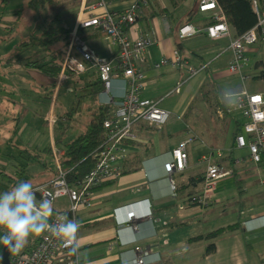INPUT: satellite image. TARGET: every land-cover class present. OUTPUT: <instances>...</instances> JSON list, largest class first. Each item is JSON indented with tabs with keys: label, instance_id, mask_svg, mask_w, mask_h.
<instances>
[{
	"label": "crops",
	"instance_id": "0c3cea01",
	"mask_svg": "<svg viewBox=\"0 0 264 264\" xmlns=\"http://www.w3.org/2000/svg\"><path fill=\"white\" fill-rule=\"evenodd\" d=\"M163 1L154 0L150 7L143 6L136 19L141 31L151 30L154 36V41L145 49V62L141 64L144 82L139 95L157 99L153 92L164 74H169V80H174L172 88L178 82L176 72L183 71L181 67L170 64L158 67L152 65L162 56L169 55L173 49L188 64L204 65L196 73L204 72L203 82L195 87V93L188 98L189 101L179 116L160 106L168 111V116L159 128L144 122L136 125L135 138L126 142L127 152L121 162L120 174L92 186V204L76 214V220L80 224L76 239L79 264H133L132 247L136 245L146 251L145 264H264V161L253 162L248 158L246 147L234 145L233 134L237 126L240 127L243 118H234L229 126L225 123L231 114H217L216 111L220 109L218 104L229 103L232 94L239 91L240 87L234 83L219 89V94L215 79L222 73L213 71L210 77L207 61L203 57V54L209 56L212 48L207 49L203 44L205 38L211 42L226 40V46L221 51L228 53L227 63L231 53L228 42L234 31L230 26L228 35L211 38L204 30L211 21L209 12L196 10V0L193 1L194 6L183 9L180 13L174 10L184 0H178L175 4L171 0H165L167 4ZM72 9L74 19L76 6ZM20 17L19 11L10 5L9 0L0 6V192L11 189L19 181L33 184L49 179L50 176L46 178L44 175L37 181H30V175L26 177L23 169L15 168L24 167L30 160L26 153L28 150L40 152L41 155L45 148L50 149L53 145L63 153L62 142L68 141H63L60 134H55V123L59 122V117L54 112L56 100L54 97L51 104L44 89L51 84L52 77L24 65V56L30 55L33 49L19 50L17 46L18 42L35 30L39 20L33 15L28 16V25L25 27L20 25ZM182 23H191L196 32L183 38L178 37L177 27ZM79 34L94 54L101 58L109 57L114 50V45L109 43L100 30L81 28ZM262 40L264 38L258 39ZM177 41L180 42L177 44ZM254 50V47L248 46L246 52ZM86 69H92L94 73L93 80L87 84L88 94L94 101L91 117L98 107L104 106L107 110L108 105L103 104L105 95L101 93V87L95 94L90 93L97 74L91 66ZM225 73H228L226 67ZM259 79L262 85L258 90L263 91L264 83L260 77ZM204 86L212 87L215 91L206 88L208 92L204 95ZM119 89L120 82L116 80L109 92L117 94ZM177 91L178 89L172 90L170 93ZM195 100H205L214 109V120L211 122L205 124L198 119L197 124V120L195 121L203 132L201 146H197L196 140L202 133L187 121V116L194 108L191 103ZM42 101L45 103H41ZM30 103L43 104V110L36 113L45 126V130L39 132L41 138L34 130L28 129L25 132L28 123L36 119L34 116V120L30 121ZM200 108L204 109V106ZM49 110L55 117L50 127L43 118ZM187 133L193 134L194 140L186 145V167L171 173L175 184L171 192L162 163L168 159L170 149ZM207 158L214 160L222 169L228 170V173L215 180L207 205L188 204L183 201L186 196L202 190ZM240 162H246L250 166L240 167ZM53 167L54 163L49 171ZM37 199L40 200L38 196ZM182 201L183 204L179 207ZM129 204H133L138 213L148 204L150 216H136L129 222L118 221L124 218V206L128 208ZM65 206L64 197L54 200L53 209ZM227 215L229 217L225 219ZM233 223L232 228H225ZM218 227L224 229L211 238H195ZM34 237L24 248L34 242ZM5 238L6 234L0 230V249ZM208 242H212L214 248L206 252L205 245Z\"/></svg>",
	"mask_w": 264,
	"mask_h": 264
},
{
	"label": "built area",
	"instance_id": "2783aa9c",
	"mask_svg": "<svg viewBox=\"0 0 264 264\" xmlns=\"http://www.w3.org/2000/svg\"><path fill=\"white\" fill-rule=\"evenodd\" d=\"M154 0H78L71 27L68 31L67 42L63 51L59 69L53 78L50 94L52 104L59 86L70 75L79 74L87 67L95 69L101 82V93H104L103 104L108 105L107 116L102 121V139L90 152L93 159L91 167L74 182H68L65 170L60 165L62 151L51 145L50 152L55 167V173L49 179L33 184L36 195L40 199L52 202L59 197L66 199L64 208L53 209L50 222L55 223L63 216L76 219L77 211L92 204V186L110 180L121 172V162L126 155V142L135 138L134 127L139 123H146L159 128L168 116V111L158 106L159 99L142 97L139 92L144 82V72L141 64L145 62V49L154 41L151 30L141 31L136 19L143 6L150 7ZM251 8L255 13V22L240 34H233L228 42L230 58L226 65L228 73H240L246 65L248 46L264 38V1L251 0ZM196 10L208 11L211 21L206 24V34L215 38L228 35L230 26L226 23L224 15L215 0H197ZM96 29L103 32L114 50L107 58L94 54L87 42L79 34V29ZM196 32L191 23H182L177 27L180 38L190 36ZM87 64V65H86ZM161 64H170L181 67L185 75L168 90H177L181 82L195 75L203 66L188 64L173 49L169 55L162 56L153 62L154 67ZM240 77L246 78L247 75ZM120 82L119 92L112 94L114 81ZM236 110L243 118L240 130L234 134L233 143L237 147H246L247 155L253 162L264 161V90L248 92L241 89L232 94V100L225 105V111L230 113ZM217 114L222 110L217 109ZM44 120L50 127L54 120L51 110L44 114ZM194 140L191 133L172 147L169 157L162 163L171 192L175 188L171 173L181 171L186 167V145ZM218 152V151H216ZM211 154V153H210ZM203 173V186L200 192L188 194L187 202H195L205 206L213 191L215 180L228 170L222 169L214 160L207 158ZM183 203H179V207ZM144 207V205H143ZM149 217L148 204L138 213L133 204L124 206V218L118 221L129 222L133 217ZM74 247L75 252L71 251ZM71 247L63 246L59 241L50 237L49 233L36 236L32 245L20 251L9 254L13 264H79V249L74 242ZM134 253L133 264L146 263V251L137 245L132 247Z\"/></svg>",
	"mask_w": 264,
	"mask_h": 264
},
{
	"label": "rangeland",
	"instance_id": "374dc122",
	"mask_svg": "<svg viewBox=\"0 0 264 264\" xmlns=\"http://www.w3.org/2000/svg\"><path fill=\"white\" fill-rule=\"evenodd\" d=\"M61 3V7L63 12H69L68 15H66L65 18L61 19L59 21L60 25L63 26H70L72 23V16H73V7L76 6L77 0H59ZM194 0H184L181 2L176 8L175 12H181L183 9H189L190 6L193 5ZM164 4L166 1H163ZM9 3L16 11H19L20 13V25L27 26L29 19L28 16L33 15L35 18H37V21L45 22V15L46 11L38 12L31 10L27 4L26 0H9ZM197 3V0H196ZM167 4V3H166ZM38 12V13H37ZM36 27V26H35ZM32 31V30H31ZM28 33V32H27ZM27 33L23 36V38L26 37ZM180 41H177V44ZM204 45H206L207 49L209 47L211 48V52L209 56H206L203 54L204 59L207 61V72L210 77H212L213 71H219L222 73L219 78L215 79V85H217L218 93L220 94L219 89H224L227 86H231L234 83H237L239 85V90L245 89L248 92L256 91L259 89V86L262 85L257 70L254 68V62L257 60H262L264 62V40L262 41H255L249 46H252L255 48L254 51H251L249 53L246 52V55L248 57V63L247 65H244L240 73H225V67L227 65L226 59H227V52H222V48H224L226 45V40H219L216 42H211L208 39H204L203 42ZM59 44H55V46H58ZM35 49V47H34ZM31 51V49H30ZM37 54V53H36ZM38 55V54H37ZM209 58V59H208ZM208 59V60H207ZM87 65V64H86ZM177 73V80L180 81L184 75L185 72L178 71ZM203 73L199 72L198 74L187 78L184 82H181L180 86L178 87L177 92H173L170 94H166L165 92L168 91L170 88H172V83H174V80H169V74H164L160 77L157 83V87L154 89L153 94L155 95V98L159 99V106L163 108L169 109L174 115L179 116L182 113V110L187 105L190 96L195 93V87L203 82ZM241 75H247L246 78H241ZM172 76V75H170ZM94 78V73L92 72V69H85L84 71L80 72L79 74L71 75L70 79L62 83L57 90V94L55 95V106H54V112L59 117V122L55 123V134H60L62 136V140H69L72 137H74L76 134L83 131L85 128L91 114V109L94 106V101L88 94V86L87 84L92 81ZM33 83H31V86ZM172 85V86H171ZM35 87V86H32ZM37 88V87H36ZM210 89L213 92L212 87L204 86L203 89ZM70 89V90H69ZM39 91V90H38ZM180 96V97H178ZM230 99H228L229 101ZM32 101V100H31ZM32 103V102H31ZM31 111H30V121L31 119L34 120V116L36 119L34 122L28 123V125L25 128V132L29 129L30 131L34 130L35 133L39 134V138H41V135L39 132L45 130V126L43 124V121L39 118V115L36 116V113L39 111H42V105L45 103L42 101L43 104H31ZM194 105L193 111L187 116V121L192 124L194 128L200 131L198 127V119L203 121L205 124L207 122H211L214 120V113L209 104L202 100V102L195 100L191 103ZM212 104V103H211ZM228 102H225V105H227ZM204 109L200 108L203 107ZM71 112L68 115L67 118H64L65 112L70 110ZM216 113V112H215ZM232 117V118H231ZM240 114L238 111L233 110L231 112V116L227 118V121L225 124H229L234 118L240 119ZM215 118H218L215 116ZM242 118V117H241ZM197 120V124H195V121ZM202 122V123H203ZM165 125V124H164ZM30 127V128H29ZM166 128V127H164ZM202 134L201 136H198L196 143L197 146L202 145V139H203V132L200 131ZM229 136H227L226 139H228ZM21 145H24L21 143ZM26 148L28 146L25 145ZM31 150H28L29 153ZM36 152V151H35ZM42 152V151H41ZM40 153V152H39ZM15 154H18V152H15ZM53 165L51 156L46 153L45 151L39 155L38 160L30 159L27 164L24 167H16V170H24V174L27 177L30 175V181H37L41 176L46 175L45 177L48 178L51 177V171H49V167ZM248 167L250 164H247L246 162H240V167ZM45 178V179H46ZM217 181V180H216ZM215 181V183H216ZM42 182V181H41ZM40 183V182H37ZM33 183V184H37ZM11 184V183H10ZM32 184V185H33ZM54 205V201L52 202ZM197 208V207H196ZM201 211V210H200ZM228 215L225 216V219H228ZM33 237V236H32ZM32 237H29V241L32 239ZM28 241V242H29Z\"/></svg>",
	"mask_w": 264,
	"mask_h": 264
},
{
	"label": "trees",
	"instance_id": "16d2710c",
	"mask_svg": "<svg viewBox=\"0 0 264 264\" xmlns=\"http://www.w3.org/2000/svg\"><path fill=\"white\" fill-rule=\"evenodd\" d=\"M177 1L178 0H171L172 4H175ZM215 1L221 9L226 23L232 27L234 34L242 33L255 22V13L251 8V0ZM260 1L262 2L264 0ZM6 3L7 0H0V6ZM26 4L35 12L46 11V15L45 22L39 21L36 24L35 30H33L26 39L21 40L17 44L19 50L27 48L33 49L30 55L24 56L23 64L33 67L53 79L59 69L69 31V27L60 25L59 21L65 18L69 12H63L59 0H26ZM57 43L59 45L55 46ZM254 67L257 68L258 76L264 83V65L260 60H257L254 62ZM52 84L53 81L49 86H45L44 88L46 90V98L48 99L50 98ZM100 87L101 82L97 76L96 80L91 84L90 93L95 94ZM213 91L215 90L213 89ZM207 92L208 90L205 89L203 94L206 95ZM218 107H220L223 114H229L225 111V105H222V103L218 104ZM105 108L104 106L98 107L97 110L92 113L82 132L76 134L68 141L62 142L63 153L60 155V165L61 168L66 171L65 177L68 182H74L80 179L91 167L93 159L90 152L102 139L101 121L108 115ZM70 112L71 110H68L63 117L67 118ZM239 130L240 127L237 126L234 134ZM44 150L51 155L50 149L45 148ZM28 155L30 159L38 160L37 157L39 156V152L31 151ZM51 173L53 176L55 167L51 169ZM183 201H186L188 204H196L195 202H187L185 199ZM233 226L234 223L227 225L225 228H232ZM223 229L224 227H218L204 235L199 234L195 236V238H211L219 234ZM35 238L36 236L34 240ZM213 248L212 242L206 243V252L213 250ZM10 251H12V248Z\"/></svg>",
	"mask_w": 264,
	"mask_h": 264
},
{
	"label": "clouds",
	"instance_id": "9594fccd",
	"mask_svg": "<svg viewBox=\"0 0 264 264\" xmlns=\"http://www.w3.org/2000/svg\"><path fill=\"white\" fill-rule=\"evenodd\" d=\"M53 204L48 199H37L33 185L19 181L11 189L0 192V230L12 243L13 251L22 250L29 237L49 233L63 246L71 247L77 239L80 224L66 215L52 223ZM71 247V251L75 252Z\"/></svg>",
	"mask_w": 264,
	"mask_h": 264
},
{
	"label": "water",
	"instance_id": "95a60500",
	"mask_svg": "<svg viewBox=\"0 0 264 264\" xmlns=\"http://www.w3.org/2000/svg\"><path fill=\"white\" fill-rule=\"evenodd\" d=\"M12 247V243L5 238L2 242L1 249H0V264H13L9 260V253Z\"/></svg>",
	"mask_w": 264,
	"mask_h": 264
}]
</instances>
